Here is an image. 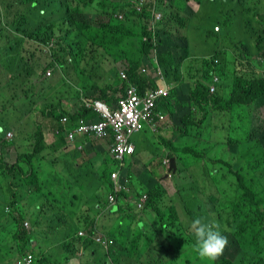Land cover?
Returning <instances> with one entry per match:
<instances>
[{"label": "trees", "instance_id": "obj_1", "mask_svg": "<svg viewBox=\"0 0 264 264\" xmlns=\"http://www.w3.org/2000/svg\"><path fill=\"white\" fill-rule=\"evenodd\" d=\"M129 1L0 0V53L6 50L0 61L5 58L11 44L27 48L32 63L25 76L30 78L17 81L18 92L22 91L25 96L30 88L39 83L42 92L46 93L49 82L44 78L45 71L48 68L60 69L64 73L62 82L71 90L64 101L73 100V111L62 108L63 92L59 98L55 92L38 98L36 90L31 100H41L33 108L43 114L48 111L47 116L56 122L60 121L58 111L68 115V129L74 128L80 118L97 119V115L86 108L85 99L100 100L115 108L118 101L126 96L130 83L135 84L140 93L146 89L157 90L158 81L141 72L153 53L156 59L153 65L163 74L168 91L155 102V112L160 111L164 117L154 130L160 133L154 136V131L148 127L141 131V135L150 141L151 151L158 154L161 160L172 156L176 159L179 169L170 178L179 198H169L160 181L164 175L158 173V167L148 169L147 176L140 175V171L147 167L137 159L144 145L138 138L133 139L135 153L126 175L130 183L135 178L140 184L135 188L134 197L140 192L147 194L145 207L138 211L149 217L139 220L134 214L137 211L130 209V205L126 210L118 206V213L126 214L127 218L121 223L110 219V226L106 220L100 223L103 235L114 243L110 254L105 253L110 262L100 260L98 264H118L117 260L126 258L130 264H236L228 254L209 262L201 260L196 254L192 258L183 253V261H177L179 248L172 242V236L182 241L187 235L192 245L194 238L189 226L197 217L205 222L217 223L221 233L228 235L235 255H241L255 264H264V47L259 44L258 50L248 56L247 53L251 52L248 44L242 45L235 38L240 32V38L244 40L241 36L244 25L248 29L249 24L259 22H250L249 18L245 20L243 15L238 20L239 12L236 10L240 5L243 8L242 0H230L231 3L228 0H211V7L217 16L211 26L202 23L201 15L188 5L189 1L202 5L203 0H156L152 6L162 12L163 18L157 32L158 40L155 41L144 25L143 19L148 14L128 11ZM220 1L228 5H222ZM176 2L181 5L180 8L175 6ZM90 11H94L91 14V18H95L93 20L86 16ZM117 12L124 14L122 19L114 17ZM133 14L137 18L129 17ZM196 18H200L201 24L206 26L207 36L216 35L218 41L236 47V52H243L246 56L238 57L236 53V57L229 59L227 54L223 59L219 52L213 54L212 49L208 54L201 53L200 57H196V53L188 48L186 34ZM216 25L222 28L219 34L214 31ZM178 27L185 32L176 31ZM234 28L237 31H233ZM12 39L15 41L11 42ZM223 45L221 49L225 50L221 53L230 48ZM201 46L203 50L210 49L207 40ZM64 67L68 73L63 70ZM76 68L81 82L73 85L69 76ZM120 71L127 73V81L120 78ZM5 81L0 78V88ZM3 95L0 90V190L5 186L7 196L1 199L0 209L4 211L7 205V217L11 223L7 226L0 222V264H14L21 256L22 264H27L28 260L29 264H64L70 259L67 253L78 245L93 250L91 238L96 230V219L106 205V194L113 191L110 171L117 168L118 163L109 158L113 167L97 173L93 171V168L97 169V164H89L98 162L94 156H99L107 164L105 151H93L84 146L83 152L90 154L88 159L76 149L74 154L58 152L65 143L62 124L57 123L59 139L47 144L41 126L33 120L30 103L13 101L4 104ZM14 110L22 114L16 122L14 118L10 120ZM224 119L230 122L228 128L232 132L228 133L227 127L221 123ZM23 123L26 129L22 128ZM170 124L175 127L176 137L161 136ZM220 131H226L227 135L219 137ZM237 132L239 135L235 139L244 136L252 148L249 164L243 167L242 161L236 158V168L229 161L233 156L213 154V144L220 141L233 152L238 143L233 135ZM20 133H25V145L19 140ZM186 138L188 142L182 143ZM76 158L87 160L79 167ZM163 165L166 168L163 162L159 167ZM134 166L142 167L138 174L132 170ZM84 169L89 171L82 174ZM61 170L67 176L59 181ZM88 173L95 175L90 182L86 181ZM83 177L88 184L79 191L85 193L92 185L97 190L96 195L87 200L70 190ZM102 186L108 188L105 195L101 193ZM17 187H22L25 193L28 187L33 190L20 199ZM118 195V200L127 196L121 192ZM226 196L230 198V207L223 204ZM33 199H36L35 202L30 204ZM80 203L81 206L77 207ZM33 217L34 226L46 235L43 244L48 242L47 236L51 232L60 233L65 228L59 242L65 252L58 251L61 263L35 253L32 226L28 231L23 225L25 220ZM80 229L86 233L84 238L77 235ZM164 233L167 235L164 236ZM4 238L7 242L3 241ZM250 245L255 249H251Z\"/></svg>", "mask_w": 264, "mask_h": 264}, {"label": "clouds", "instance_id": "obj_2", "mask_svg": "<svg viewBox=\"0 0 264 264\" xmlns=\"http://www.w3.org/2000/svg\"><path fill=\"white\" fill-rule=\"evenodd\" d=\"M155 2L156 0H130L128 2L129 4L128 11H131V13L134 12L136 14H143V12L148 14V16L143 19L144 25L146 26V29L148 30L150 34V38L156 41L158 40L157 32L159 29L160 22L162 21L163 14L160 10L152 6L153 4H155ZM190 2H192L193 4L195 3L193 1H189L188 2L189 6H190ZM194 7L196 6L194 5L190 6L192 11H194L193 10ZM84 12H86V10H84ZM93 12L94 11L88 12L90 15L89 18L92 20L95 19V18H91V14ZM123 16L124 14L122 12H117L116 14H114V17L117 18L118 20L122 19ZM129 17L137 18L135 14H133L132 16L129 15ZM179 28L180 27H178L177 29ZM256 28H257V31H251L249 30V25H248V29L244 25V32L241 33V36L244 40L246 39V34L248 33H254L257 36L256 44L253 47L255 52L258 50L259 44H261V47H264V32H263L264 22L256 23ZM180 29L185 32L184 29L182 28ZM221 30L222 28L220 25H216L214 28L215 33H218V34L221 32ZM259 35H261V37H259ZM216 52L221 53L222 51L216 50ZM236 53H237L236 47L231 46L227 50V54L232 57H236ZM31 63H32V60L30 59L29 52L26 47L22 45L21 46L12 45V44L9 45L5 58L2 61H0V73L4 75L0 78L4 79V81L7 80L4 82V84L0 88V90H2L4 93L3 95L4 104H8L9 101H17L18 99L27 98V96H25L22 91L18 92L17 81L18 79L30 78V76H25V74L29 72ZM153 63H156L154 53H153V57L151 59L148 58V60L145 62V65L141 68V72L144 75H147L148 77H150V79H156L158 81V89L155 91H152V90L145 88L146 90L143 93H140L139 88L135 84L130 83L127 86L129 88L126 90V96L120 99V100L125 99L127 97L128 91L132 89L136 90L137 95L142 101H144L149 94L153 95L155 98L154 107L150 115V122L144 123L142 129L134 133L129 138V141L133 146V152L130 155L123 156L122 159L116 158L115 155H113L110 150V147L114 145L113 144L114 143L113 132H111V130H109V134L104 138H97V137H94V135L92 134H84V135L77 134L73 139H69L68 137V134L77 128L80 121H84L87 123H94V122L101 121L103 118L101 116L100 111L105 109L109 112H113L114 110L118 108L120 100L116 104L115 108H111L107 103L100 101V100H90V99L83 100L85 102L86 108L91 109L97 115V119L96 120H86L84 118H80L77 120L75 127L72 129H68V125H67L68 115L63 114L61 111H58L57 115L60 116V121L56 122L55 120L47 116L48 111H45V114H43L42 111H39L33 108L34 104L32 103L31 99H29L30 102L28 100V104L30 103L29 107L32 108L33 120L38 125L41 126L43 130L44 138L47 144H50L54 142V140L59 139V136H58L59 130L57 128V123H60L62 124L63 129L65 131V141H64L65 142L64 143L65 152H67L68 146L72 145L74 149L82 152V157L85 155L86 158H89L90 154L86 155L83 152L84 146H87L91 148L92 150L99 149V151H105L108 157L114 163L115 162L118 163L117 168H114L113 170L110 171L109 179L113 186V191L106 194V201H107L106 205L104 206L102 210H100V212L98 213V218L96 219V230L94 232V235H92V238H91V240L93 239V243H94V246H93L94 251L98 247H101L103 248V250L106 251L107 254H110L109 252H110L111 246L114 243V241H112L111 239L107 240L106 237L103 235V233L98 229L97 220L102 218L100 221L101 223L105 218H110V219H113L114 221H117L118 223H121L123 220L127 218V215L118 213V210H117L118 206H121L124 208V210H126L125 208L127 206L133 204L134 209L137 212H141L138 210L143 209L147 202V194L145 192H140L137 197H134L135 188L138 187L139 185L134 182L135 178L134 179L132 178V183H130L129 178L126 175L127 169H124V162L127 161L131 163L132 161V157L135 153V145L133 141V139H135V136H137L138 134L141 135V131L144 128L147 129L149 127L152 131H154L155 127L157 126V123L159 121H164V117L161 115V112L160 111L155 112V102L159 96L166 95L168 89L164 83V77H163L161 70L159 68L154 67ZM56 72L59 74L61 72V76L57 80V83H59L61 80V77L64 76V73L58 68H55V69L48 68L45 71L44 78L46 79V81L48 82L49 79L52 78V74H55ZM122 74H124V76H122ZM120 78L124 81H127V73L124 71H120ZM37 81L39 82V80ZM159 90H164L166 91V93L156 95V92H158ZM27 94H29V92ZM38 98H42V97L40 96ZM33 102L37 103L38 101L34 100ZM64 102L66 101L64 100L62 101V105H63L62 108H65ZM67 102H69V104L72 105L70 106L69 109L73 111V109L75 108L73 107V100L72 101L67 100ZM35 117H36V120H35ZM1 131L3 130L1 129ZM7 135L11 136V133L10 134L8 133ZM79 136L81 137L79 138ZM49 138L52 141L47 142V139ZM101 142L103 144L106 143V146L103 149H101L102 147L96 145V144H100ZM169 160L170 159L168 160L165 159L163 161V163L166 164V170H167L166 174L164 175L165 178L170 177V175L172 174H175V172L178 171L179 169L177 168V165H176V171L174 173L169 171V165H170ZM231 163H233V165L235 164L236 166L237 160L234 159L231 161ZM111 164L113 163L111 162ZM119 192H121V194L126 193L127 194V196L125 197L126 199L118 200ZM130 194L132 195V197H134L132 202H128L131 199ZM23 225L25 229H30L31 227V224L28 220L24 221ZM189 227L194 236V243L192 244V251L195 252L196 255L201 260L214 262L221 255H223V252L226 246L228 245V239L226 236L222 235L220 231V226L217 223L205 222L202 218L197 217L191 221ZM77 235L81 238H84L86 236V233L83 229H80L78 230ZM109 236L111 235L109 234ZM182 239L187 242L189 240L186 238V236H184ZM93 250L92 249L89 250L87 247L83 248L82 245H78V248L75 247L74 250L70 253H67V255L69 256V258H72L73 256L80 258V260L82 261V264H86V263L93 264V263H96V260H97L96 256L94 255L97 252L95 251L96 253H94ZM61 251L64 252L63 247ZM90 251H92L93 253H91ZM22 262H23V256L16 259L14 261V264H22Z\"/></svg>", "mask_w": 264, "mask_h": 264}, {"label": "rangeland", "instance_id": "obj_3", "mask_svg": "<svg viewBox=\"0 0 264 264\" xmlns=\"http://www.w3.org/2000/svg\"><path fill=\"white\" fill-rule=\"evenodd\" d=\"M211 0H203V4L202 5H194L192 2H190V6H196L193 8L194 11H196L197 14H200L201 16V19H202V23L204 22L205 25H213L214 24V19H217V16L214 14L215 12L213 11L212 9V3L210 2ZM229 3H231L230 0H228ZM220 4L222 5H228L227 2L225 1H220ZM242 4H243V8L241 9V6L240 5L238 7V9L236 10L237 12H239V17H238V20H241V15L244 16V19L245 20H250V22L256 20L257 22L261 23V22H264V0H242ZM1 6V5H0ZM175 6L177 8H180V4L178 2H176ZM241 12V13H240ZM86 16L87 18L90 17L89 13H86ZM208 23H207V22ZM239 22V21H238ZM200 26L199 29H197L198 27ZM205 29H206V26L202 25L201 24V20L200 18H196L195 21H194V24L191 25V27H189V29L187 30V36H188V48L189 50H191V52H195L196 53V57H200L201 53H204V54H208L210 52V50L213 49V54L215 53L216 50H225V49H221L222 47H224L223 44H226V46H229L231 47L229 44H227L226 42L224 41H218L217 40V36L216 35H212V36H207L205 34ZM174 33H177L176 31H181L183 32L180 28L179 29H172ZM249 30L251 31H257V28H256V22H253V24H249ZM233 31H237V28H234ZM7 34L4 33V37H6ZM203 38H207V39H203ZM235 38L237 41H239L242 45L244 44H248V50H250L251 52L247 53L248 56H252L254 53H255V50L253 49L254 45L256 44V40H257V36L254 34V33H248L246 34V39L245 40H242L240 38V32L237 33L235 35ZM205 40H207L208 44H210V46H208L210 49H207V50H203V47L201 46V43H203ZM15 39H12L11 42H14ZM6 52V50H4L2 53H0V60H1V57L2 55ZM222 58H226L227 56V51L226 52H223V53H220ZM246 56L245 53L243 52H237V56L238 57H241V56ZM228 58L230 59L231 56L229 55ZM70 69V68H69ZM64 71H66L68 73V71L66 70V67L63 68ZM73 71V69H72ZM73 77L72 76H69L71 81H72V84H76V83H79L81 82L80 79H78V76H77V68L75 69V71H73ZM61 76V72L60 74L59 73H55V74H52V78L49 79V84H48V87H47V90H46V93H43L41 88L42 86L40 85H35V87H32V89L30 88L29 89V94H27V98H23V99H18L17 101H14L18 104H22L26 101H28V99H32V95L36 92V90L38 91V95L37 97H44V95H47V94H53L55 92V95L57 98H59V94L60 93H64L65 94V97L63 98V100H66L68 98V95L71 93V90L69 87H67L63 82H62V79L59 83H57V80L60 78ZM56 86H58L56 88ZM56 89V90H55ZM67 96V97H66ZM10 102H13V101H9ZM8 103V104H9ZM34 105H35V102H32ZM41 103V100H39L37 102V104H40ZM20 109L22 110L23 107H20ZM37 111V110H36ZM13 115V116H12ZM11 116V119L12 120L14 118L15 122L17 120L20 119V116H22L21 112H19L18 110H14L13 112H11L10 114ZM35 120H36V117H35ZM223 125H225L227 127V131L228 133L232 132V129H229L228 128V125L230 124V122H228L227 119H224L222 120L221 122ZM22 128L26 129V125L23 123L22 125ZM171 127V128H170ZM160 132H156L154 131V136H157ZM165 136H171L173 138L176 137L177 135V132L175 131V127L172 126V124L169 125V128H165V130L163 131V133H161V136L164 135ZM227 135V132L226 131H220L219 132V137H222L223 135ZM239 134L238 132L235 133L233 136H234V139H235V136L237 137ZM20 142L22 145H25L26 144V139L24 138L25 136V133H20ZM81 136H79L80 138ZM148 138L151 140V137L148 136ZM141 142H142V145H144V148L142 147V151L140 152V155L139 157H137V159H139V162L141 164H144L147 166L146 168H144L142 171H140V169L142 167H138L137 166H134L132 167V170L138 174L139 171L142 173L140 175H143V176H147L148 174V169L150 170L151 167L153 168H157V171L159 174H162V175H165L166 174V168H165V165H163L162 167H159L160 164L166 159L167 157H164L162 158L161 160V157L154 153L153 151V148L150 144V141H146L144 138L140 137L139 139ZM188 142L187 138L186 140H184V142L182 143H185V142ZM238 143L235 144V148H234V151L232 152L231 148L229 146H224L220 141H217L216 143L213 144V154L216 155V156H228V155H231L233 157L230 158L229 161H232V160H236V158H239L241 161H242V166H247L250 162V159H251V148H252V144H250L249 142H247L245 140V137L242 136L241 138H239V140H236ZM199 145V143H196ZM191 145H194L193 143H191ZM201 145H203L201 143ZM75 149L74 147L71 145V146H68L67 148V152L69 153H74ZM13 152H11V155L13 156ZM213 155V157L215 158V156ZM152 156H155L152 158ZM84 158H86V156L84 155L83 156ZM99 162L97 163L96 161H92L89 165L91 166H96L97 164V169L96 168H93V171H98L97 173H100L102 171H106L108 168H111L113 167V164H111V161L109 159V157L106 155L105 158H106V163L107 164H104V162L101 161L100 157L99 156H94ZM103 157V156H102ZM151 157V159H149ZM78 159V158H76ZM88 159V158H87ZM85 159L84 161H82L81 163V160L82 158H79L78 162H77V166L81 167L82 164H85L86 163V160ZM175 163H176V159H175ZM177 165V163H176ZM235 165V164H234ZM236 167V166H235ZM129 169L130 168V163L125 161L124 162V169ZM237 168V167H236ZM89 171V169H84L82 171V174H85ZM71 175H72V171H71ZM67 175H65L64 171L61 170V172L58 173V180L61 181L63 178H65ZM94 174H90L88 173V176L86 178V181L87 182H90L91 180H93L94 178ZM43 181V178L40 179V182ZM66 181H67V178H66ZM160 181L162 182V184L165 186V190H166V193L167 195L170 197H174V196H177L176 195V188H174V181L170 178V177H166L164 178V176L160 179ZM227 181V179H226ZM134 182L136 184H138L140 186V184L138 183V180L137 179H134ZM88 183L85 182V178L83 177V179L81 180V182L79 184H75L74 183V186L70 187V190H74L75 192H78L77 195L80 196V197H83L84 200H87L91 197H93L94 195H96L97 193V190L95 188L94 185L90 186L88 188V190L84 193L82 191H79L81 188L87 186ZM17 191H19V194H20V199H22L23 197H26V195L31 192L33 190L32 187H28V192L25 193V190L21 187H17L16 188ZM108 192V188H103L102 186V190H101V193H103L104 195ZM225 193V192H224ZM131 195V194H130ZM7 196V188L4 186L2 190H0V206L2 204V201L1 199H3V197H6ZM178 197V196H177ZM133 198L132 195H131V199L128 201V202H132L133 201ZM179 198V197H178ZM226 200H223V204L225 205H229L230 207V198L226 196ZM36 199H33V201H29L30 204H33L35 202ZM78 201H76V204H77ZM82 203V202H81ZM81 203L78 204L77 207H80L81 206ZM6 208L3 210L0 209V222L4 223V224H7V226H9V224L11 223L9 221V218L7 217V212H8V209H7V205H5ZM20 205L18 204V207ZM130 209H134V205L131 204L130 205ZM229 209V208H228ZM228 209L224 212V213H227ZM136 216L139 217V220H145V218H148L149 215H146V214H142V212H135L134 213ZM102 218H100L99 220H97V226H98V229L101 231L102 228L100 225V221H101ZM34 220H35V217L31 218L29 220L30 224H31V232H32V235H33V240L35 241L36 243V246H35V253H37V255H42L44 254L45 256L48 257V259H50L51 261L52 260H55L57 263H61V260H60V257L58 255V251L61 250V247H60V240H61V237L63 235V232L65 230V228L62 230V232L60 233H56V234H52L53 232H51L47 237L49 238L48 242L43 244L44 240H45V237L46 235H44L42 233V230H40L39 228H37L36 226H34ZM39 220H41V218H39ZM104 220H106L107 224L110 226L112 224V221H110V218H105ZM113 220V219H112ZM27 221V220H25ZM136 226V225H135ZM26 227V226H25ZM59 229V228H58ZM27 230V229H26ZM47 230V229H46ZM30 231V229L28 230ZM55 233V231H54ZM167 234L164 233V236H166ZM179 235V233H178ZM223 235V234H222ZM193 238V234L191 235ZM227 237L228 239V245L226 246L224 252H223V255H226L228 254L229 257H233V259L235 260V263L236 264H255V263H252L249 262L248 260H245V258H243L241 255H235L234 254V250L231 246V241L229 240V237L228 235H224ZM172 242H174L175 245H178V248H179V253H178V258H177V261L178 262H182L184 257L185 256H182L183 253H185V255L188 253V256L189 257H193V254L195 255L196 253L191 251L192 250V245L185 241V240H182V241H179L178 240V237H174L172 236ZM186 238H188V236L186 235ZM4 242H7V240L4 238L3 239ZM38 245V246H37ZM1 248H4V247H1ZM250 248L251 249H255L253 247H251L250 245ZM62 253V252H61ZM97 253L96 254V258H97V262L96 263H93V264H98V261H104V262H107L109 263V257L105 255L106 251L103 250V248L101 247H98L97 248ZM115 258V257H114ZM113 258V259H114ZM248 258V257H247ZM116 259V258H115ZM249 259V258H248ZM250 260V259H249ZM239 261H241V263H238ZM118 264H130V260L129 259H120V260H117ZM64 264H82V261L80 260V258L78 257H72L70 258L67 262H64ZM88 264V263H86Z\"/></svg>", "mask_w": 264, "mask_h": 264}, {"label": "built area", "instance_id": "obj_4", "mask_svg": "<svg viewBox=\"0 0 264 264\" xmlns=\"http://www.w3.org/2000/svg\"><path fill=\"white\" fill-rule=\"evenodd\" d=\"M124 76V74H122ZM166 91L159 90L156 95L165 94ZM154 96L149 94L142 101L136 90H129L127 97L119 101V106L113 112L102 110V120L94 123L80 121L77 128L68 134L69 139H73L77 134H92L97 138H104L113 132L114 145L110 150L116 158L122 159L125 155L133 152V146L129 138L140 131L144 123L150 122V115L154 107ZM30 260L27 261L29 264Z\"/></svg>", "mask_w": 264, "mask_h": 264}, {"label": "crops", "instance_id": "obj_5", "mask_svg": "<svg viewBox=\"0 0 264 264\" xmlns=\"http://www.w3.org/2000/svg\"><path fill=\"white\" fill-rule=\"evenodd\" d=\"M64 107L66 108V109H69L70 108V106H72V105H70L69 104V102H64ZM50 137V136H49ZM140 137H142L143 138V136L142 135H140V134H138L137 136H135V138H138V139H140ZM50 141H52L50 138L49 139H47V142H50ZM96 145H98V146H100V147H102L101 149H103L105 146H106V143L105 144H103L102 142L100 143V144H96ZM142 151V150H141ZM58 152H60V153H64V146H62V148L61 149H59L58 150ZM71 154V153H70ZM74 154V153H73Z\"/></svg>", "mask_w": 264, "mask_h": 264}, {"label": "water", "instance_id": "obj_6", "mask_svg": "<svg viewBox=\"0 0 264 264\" xmlns=\"http://www.w3.org/2000/svg\"><path fill=\"white\" fill-rule=\"evenodd\" d=\"M169 162H170L169 171L174 173L176 171L175 159L172 157V158H170Z\"/></svg>", "mask_w": 264, "mask_h": 264}]
</instances>
